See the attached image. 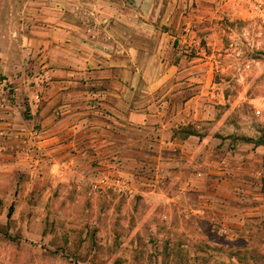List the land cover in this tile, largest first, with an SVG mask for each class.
Instances as JSON below:
<instances>
[{
    "label": "rangeland",
    "instance_id": "rangeland-1",
    "mask_svg": "<svg viewBox=\"0 0 264 264\" xmlns=\"http://www.w3.org/2000/svg\"><path fill=\"white\" fill-rule=\"evenodd\" d=\"M263 140L264 0H0V264H264Z\"/></svg>",
    "mask_w": 264,
    "mask_h": 264
},
{
    "label": "crops",
    "instance_id": "crops-1",
    "mask_svg": "<svg viewBox=\"0 0 264 264\" xmlns=\"http://www.w3.org/2000/svg\"><path fill=\"white\" fill-rule=\"evenodd\" d=\"M136 2H138V3H145L146 1H148V2H152V0H135ZM67 27H69V26H67ZM59 31H62V33H64V34H68V35H70V33H69V30L66 28V25H64V28L63 29H58ZM65 58H64V63L66 62V58H67V62L69 63V61H70V55H65L64 56Z\"/></svg>",
    "mask_w": 264,
    "mask_h": 264
},
{
    "label": "trees",
    "instance_id": "trees-1",
    "mask_svg": "<svg viewBox=\"0 0 264 264\" xmlns=\"http://www.w3.org/2000/svg\"><path fill=\"white\" fill-rule=\"evenodd\" d=\"M258 144L263 145L264 146V140L262 142H258Z\"/></svg>",
    "mask_w": 264,
    "mask_h": 264
}]
</instances>
